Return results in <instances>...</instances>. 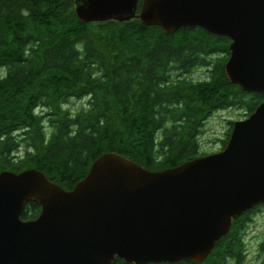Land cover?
Segmentation results:
<instances>
[{"label": "trees", "instance_id": "1", "mask_svg": "<svg viewBox=\"0 0 264 264\" xmlns=\"http://www.w3.org/2000/svg\"><path fill=\"white\" fill-rule=\"evenodd\" d=\"M229 42L199 26L166 33L138 18L84 22L74 0H0V66L7 70L0 80V171L35 168L71 189L105 152L149 170L200 156L208 116L229 107L248 116L264 101L228 80ZM199 69L203 79L189 78ZM74 100L84 103L72 109ZM40 209L27 202L21 217L34 219ZM251 210L233 219L204 261L173 264H223L226 257L241 264Z\"/></svg>", "mask_w": 264, "mask_h": 264}, {"label": "water", "instance_id": "2", "mask_svg": "<svg viewBox=\"0 0 264 264\" xmlns=\"http://www.w3.org/2000/svg\"><path fill=\"white\" fill-rule=\"evenodd\" d=\"M84 22L138 18L166 33L199 26L230 39L228 80L264 94V0H74ZM37 202L34 219H22ZM264 203V101L225 146L161 170L117 152L64 189L38 169L0 171V264L204 261L242 212Z\"/></svg>", "mask_w": 264, "mask_h": 264}, {"label": "rangeland", "instance_id": "3", "mask_svg": "<svg viewBox=\"0 0 264 264\" xmlns=\"http://www.w3.org/2000/svg\"><path fill=\"white\" fill-rule=\"evenodd\" d=\"M204 70H198L191 74L189 78L193 80L203 79ZM84 100H74L70 107L76 109ZM246 111L236 107L220 109L208 116L201 125V132L198 136L199 153L206 155L217 152L223 148L222 140L226 138V132L229 130V121H235L246 118ZM264 240L263 217L257 215L253 223L247 226L243 233V242L245 249L244 261L241 264H256L264 258V252L260 249V242ZM228 264H238L229 258Z\"/></svg>", "mask_w": 264, "mask_h": 264}, {"label": "flooded vegetation", "instance_id": "4", "mask_svg": "<svg viewBox=\"0 0 264 264\" xmlns=\"http://www.w3.org/2000/svg\"><path fill=\"white\" fill-rule=\"evenodd\" d=\"M253 208H255V209H253ZM252 209V210H251ZM249 210H251V212L249 213V216L251 217V218H249V221H247V226H249L251 223H253L254 222V220H255V217L257 216V215H260L261 217H263V223H264V207H257L256 205L255 206H253L252 208H250ZM247 211V210H246ZM246 211H244V212H246ZM243 213V212H242ZM241 213V214H242ZM261 243H262V241L260 242V245H259V247H260V249H261ZM244 252H245V249H244ZM244 257H245V255H244ZM244 257H243V261H244ZM231 259L232 260H234V261H236L234 258H232L231 257ZM263 259V258H262ZM262 259H260L256 264H259L261 261H262ZM179 261H181V260H179ZM228 261H229V257H226V260L224 261V263L223 264H228ZM178 262V261H177ZM237 262V261H236ZM176 263V262H175ZM170 264H173V263H170Z\"/></svg>", "mask_w": 264, "mask_h": 264}, {"label": "clouds", "instance_id": "5", "mask_svg": "<svg viewBox=\"0 0 264 264\" xmlns=\"http://www.w3.org/2000/svg\"><path fill=\"white\" fill-rule=\"evenodd\" d=\"M24 14L27 15V12L25 11ZM6 76H7V70H6V67H4V66H0V80L5 79ZM65 107H66V105H65Z\"/></svg>", "mask_w": 264, "mask_h": 264}, {"label": "bare ground", "instance_id": "6", "mask_svg": "<svg viewBox=\"0 0 264 264\" xmlns=\"http://www.w3.org/2000/svg\"><path fill=\"white\" fill-rule=\"evenodd\" d=\"M215 246V245H214Z\"/></svg>", "mask_w": 264, "mask_h": 264}]
</instances>
